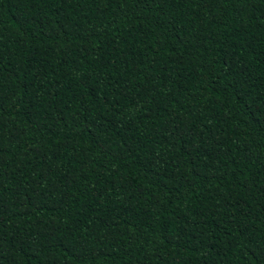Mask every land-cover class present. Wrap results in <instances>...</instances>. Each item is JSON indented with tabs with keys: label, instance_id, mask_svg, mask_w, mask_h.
<instances>
[{
	"label": "trees",
	"instance_id": "obj_1",
	"mask_svg": "<svg viewBox=\"0 0 264 264\" xmlns=\"http://www.w3.org/2000/svg\"><path fill=\"white\" fill-rule=\"evenodd\" d=\"M0 264H264V0H0Z\"/></svg>",
	"mask_w": 264,
	"mask_h": 264
}]
</instances>
